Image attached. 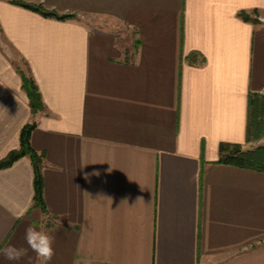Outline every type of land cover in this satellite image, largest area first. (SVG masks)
<instances>
[{
  "label": "crops",
  "instance_id": "obj_1",
  "mask_svg": "<svg viewBox=\"0 0 264 264\" xmlns=\"http://www.w3.org/2000/svg\"><path fill=\"white\" fill-rule=\"evenodd\" d=\"M251 92L264 0H0V161L36 123L47 206L28 156L0 169V249L32 225L56 229L50 264H264V172L218 162L247 143Z\"/></svg>",
  "mask_w": 264,
  "mask_h": 264
},
{
  "label": "trees",
  "instance_id": "obj_2",
  "mask_svg": "<svg viewBox=\"0 0 264 264\" xmlns=\"http://www.w3.org/2000/svg\"><path fill=\"white\" fill-rule=\"evenodd\" d=\"M22 6L37 11L46 17L57 18L60 20L73 19L75 14H61L54 10L46 9L43 5L29 4L20 2ZM245 21H258L246 12L241 13ZM191 62L196 61V53H191L188 57ZM23 81V88L29 97V104L34 114L44 109V102L37 83L32 75L19 70ZM264 119V95L259 93H250L249 95V115L246 142H253L262 136V125ZM36 123H28L24 126L21 133V145L17 150L0 161V169L12 165L18 159L28 156L34 167V206L47 212V206L44 198V176H43V158L44 155L38 153L31 144V134ZM220 159L218 162L243 167L251 170L264 172V145L257 146L253 149H245L243 144L221 143Z\"/></svg>",
  "mask_w": 264,
  "mask_h": 264
},
{
  "label": "clouds",
  "instance_id": "obj_3",
  "mask_svg": "<svg viewBox=\"0 0 264 264\" xmlns=\"http://www.w3.org/2000/svg\"><path fill=\"white\" fill-rule=\"evenodd\" d=\"M47 219V217H42ZM56 229L48 231L37 229L36 227L29 225L25 229V242L27 248L16 247L9 244L7 247L0 249V256L4 257L8 261L19 262L25 256H27L28 250L31 249L36 254L38 264H50L53 256L55 255V249L53 247L55 237L52 232Z\"/></svg>",
  "mask_w": 264,
  "mask_h": 264
},
{
  "label": "rangeland",
  "instance_id": "obj_4",
  "mask_svg": "<svg viewBox=\"0 0 264 264\" xmlns=\"http://www.w3.org/2000/svg\"><path fill=\"white\" fill-rule=\"evenodd\" d=\"M77 18H79L83 22H86V23H89V24L93 23L94 20H95V19H90L88 17H82V18L77 17ZM17 61H18V66L20 68H23V70H24L25 73H28L27 70H26V67H25L24 63L22 61H19V60H17ZM259 94L264 95V93L263 94L262 93H259ZM262 126L263 127H262V136H261V138L255 140L253 142L243 144L245 149H253V148H256L257 146L264 145V119H263V125Z\"/></svg>",
  "mask_w": 264,
  "mask_h": 264
}]
</instances>
